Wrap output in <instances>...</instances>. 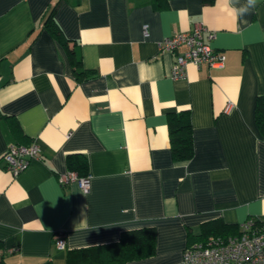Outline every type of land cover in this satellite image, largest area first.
Listing matches in <instances>:
<instances>
[{"label":"crops","instance_id":"0c3cea01","mask_svg":"<svg viewBox=\"0 0 264 264\" xmlns=\"http://www.w3.org/2000/svg\"><path fill=\"white\" fill-rule=\"evenodd\" d=\"M58 0H0V264H66V253L152 227L155 253L126 264H178L202 226L221 219L264 226V134L254 102L264 95V0H61L54 20L87 75L44 27ZM203 25L221 69L189 64L172 80L158 44ZM144 27L147 36H144ZM189 109L193 157L176 162L167 116ZM40 158L17 176L8 144ZM86 160L88 188L60 185L67 157ZM62 236L65 248L55 246Z\"/></svg>","mask_w":264,"mask_h":264},{"label":"built area","instance_id":"2783aa9c","mask_svg":"<svg viewBox=\"0 0 264 264\" xmlns=\"http://www.w3.org/2000/svg\"><path fill=\"white\" fill-rule=\"evenodd\" d=\"M144 36H147L145 27ZM214 38L213 31L199 24L188 32L175 33L161 40L158 44L159 53L173 56L170 78H185L189 64L196 68L204 65L210 70L223 68L224 55L210 46ZM39 158L40 152L35 144L10 143L2 154L1 161L7 172L17 176L31 161ZM58 183H77L85 191L88 188V177L81 178L75 172L66 171L59 175ZM239 229L240 233L236 236H209L188 244L178 264H264V226L257 227L251 220H246L239 224ZM55 246L58 250L65 248L62 236L56 237Z\"/></svg>","mask_w":264,"mask_h":264},{"label":"trees","instance_id":"16d2710c","mask_svg":"<svg viewBox=\"0 0 264 264\" xmlns=\"http://www.w3.org/2000/svg\"><path fill=\"white\" fill-rule=\"evenodd\" d=\"M60 2L61 0H58L44 16L43 25L64 48L74 74L80 79L87 75V72L82 68L79 51L75 46L69 48L70 40L63 35L54 20V11ZM168 2L169 0H152V6L154 9L161 10L167 7ZM213 2L214 0H202L204 5H210ZM254 117L259 132L264 134V95H258L255 98ZM167 127L172 159L176 162L190 160L194 155V147L189 109L169 113ZM67 165V171L75 172L81 178L88 177L84 156H68ZM250 220L252 224L259 227L257 221ZM239 233V225H228L221 219H216L202 226V233L198 240L209 236H236ZM155 243L156 233L152 227L127 230L120 234L116 242L69 250L66 253V264H126L129 261L145 259L154 255Z\"/></svg>","mask_w":264,"mask_h":264},{"label":"clouds","instance_id":"9594fccd","mask_svg":"<svg viewBox=\"0 0 264 264\" xmlns=\"http://www.w3.org/2000/svg\"><path fill=\"white\" fill-rule=\"evenodd\" d=\"M226 5H231L232 0H225ZM258 0H246L245 4L237 9V14L240 16L247 15L251 10L255 9L257 6Z\"/></svg>","mask_w":264,"mask_h":264}]
</instances>
